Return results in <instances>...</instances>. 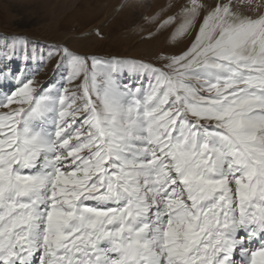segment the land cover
<instances>
[{
  "label": "snow or ice",
  "instance_id": "snow-or-ice-1",
  "mask_svg": "<svg viewBox=\"0 0 264 264\" xmlns=\"http://www.w3.org/2000/svg\"><path fill=\"white\" fill-rule=\"evenodd\" d=\"M242 7L143 17L192 37L159 66L58 47L71 88L0 45V264H264V4Z\"/></svg>",
  "mask_w": 264,
  "mask_h": 264
},
{
  "label": "rangeland",
  "instance_id": "rangeland-1",
  "mask_svg": "<svg viewBox=\"0 0 264 264\" xmlns=\"http://www.w3.org/2000/svg\"><path fill=\"white\" fill-rule=\"evenodd\" d=\"M240 2L247 13V0ZM186 3L188 0H0V45L20 38L24 52L31 56L26 62L27 74L40 87L55 81L51 87L65 83L71 88L73 85L66 83L58 66V47L67 45L88 57H121L159 66L158 59L164 52H180L192 37L175 42L171 39L172 29L154 30L156 26L146 24L143 17L159 14L166 5ZM255 3L264 4V0ZM172 11L175 9L164 15L170 16ZM157 44L164 47L161 54L154 52ZM144 48H154V56L142 51ZM12 66H25V62L18 59Z\"/></svg>",
  "mask_w": 264,
  "mask_h": 264
},
{
  "label": "bare ground",
  "instance_id": "bare-ground-1",
  "mask_svg": "<svg viewBox=\"0 0 264 264\" xmlns=\"http://www.w3.org/2000/svg\"><path fill=\"white\" fill-rule=\"evenodd\" d=\"M164 1H165V0H164ZM242 1H243V0H242ZM163 9H164V8H163ZM130 32H131V31H130ZM134 35H135V33H134ZM188 40H189V39H188ZM180 41L182 42L183 40L181 39ZM169 42H170V41H169ZM158 44H159V43H158ZM158 44H157V46H156V48H155L156 51H154V52H157V54H159V53L161 54V51L163 50L164 47H162V45L159 46ZM169 44H170V43H169ZM172 44H173V43H172ZM145 45H146V44H145ZM178 45H179L180 47L182 46V44H178ZM147 47H148V46H147ZM185 47H186V46H185ZM185 47H184V48H185ZM128 49H129V48H128ZM153 49H154V48H144V50H142V51L147 52V53H149V54H152L151 56H154V54H153V53H154V52H153ZM126 50H127V49H126ZM137 52H139V51L137 50ZM164 53H169V54H171V53H177V52H176L175 50L172 49V50H170V51H168V52H164ZM137 54H138V53H137ZM149 56H150V55H149ZM158 60H159V59H158Z\"/></svg>",
  "mask_w": 264,
  "mask_h": 264
}]
</instances>
